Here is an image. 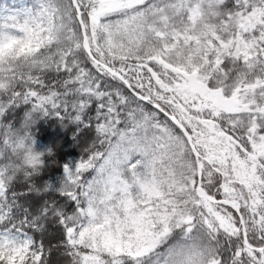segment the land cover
<instances>
[{"label": "snow or ice", "instance_id": "obj_1", "mask_svg": "<svg viewBox=\"0 0 264 264\" xmlns=\"http://www.w3.org/2000/svg\"><path fill=\"white\" fill-rule=\"evenodd\" d=\"M39 115L94 133L57 187ZM57 253L264 264V0H0V264Z\"/></svg>", "mask_w": 264, "mask_h": 264}, {"label": "trees", "instance_id": "obj_2", "mask_svg": "<svg viewBox=\"0 0 264 264\" xmlns=\"http://www.w3.org/2000/svg\"><path fill=\"white\" fill-rule=\"evenodd\" d=\"M74 123L65 125L55 116L39 115L32 125L36 148L44 154L45 167L40 173L37 182L46 181L53 187L61 184L65 170L64 165L75 164L81 156H84V149L94 139V133L85 132L74 136ZM55 245V241H53ZM54 264H68V261L61 254L57 253L52 257Z\"/></svg>", "mask_w": 264, "mask_h": 264}]
</instances>
